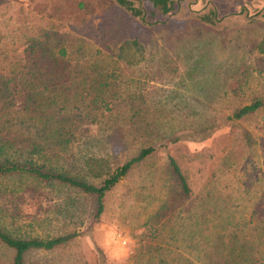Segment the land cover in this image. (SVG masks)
<instances>
[{
    "label": "rangeland",
    "instance_id": "rangeland-1",
    "mask_svg": "<svg viewBox=\"0 0 264 264\" xmlns=\"http://www.w3.org/2000/svg\"><path fill=\"white\" fill-rule=\"evenodd\" d=\"M99 1L101 10L87 6V19L76 14L75 20L63 21L62 30L50 28L44 33L40 32L44 26L39 18L45 16L43 11L29 8L30 5L24 7L30 16L18 27L13 19L15 9L18 10L16 2L0 0V50L21 52L26 47L23 38L31 32L25 27L30 22L34 25L33 36H38V32L41 38L48 36L49 40L41 43L47 49L55 45V35L74 29L88 36L89 42L92 39V44L85 41V45L101 49L98 55L104 60L99 61V66L117 65L120 74L131 77L132 83L125 91L141 92L155 114L173 117L170 129H175V133L174 123L182 117L220 119L233 106L248 102L253 96L261 97L263 104L252 113L227 120L201 138H191L184 130H177V140L156 146L105 191L102 210L97 215L93 194L64 185H39L35 190L18 189L6 197L0 196V221L6 230L43 237L74 233L53 248L30 249L24 255V264H143L147 258L154 260L153 251L158 245L166 246L165 242L174 236L178 239L190 234L187 224H181L177 210L195 207L199 197L212 194L211 198L204 197L208 204L205 205L211 208L215 197L236 194L244 205L241 213L254 208L258 199H264V56L249 48L250 41L264 31V0H172V8L164 14L148 0H140L149 18L146 23L122 13L118 6ZM210 6L219 17L215 22L186 19ZM113 18L115 26L104 25ZM163 19L161 24L151 22ZM169 19L177 23L173 25ZM133 34L144 45V59L122 66L121 53L123 59L112 62L114 42ZM60 82L66 83L65 79ZM76 126L84 128V124ZM168 156L173 157L189 183L188 199L176 194ZM123 158L117 153L113 162L118 164ZM58 162L74 166L79 161ZM217 202L229 206L227 201ZM164 218L168 222L163 224ZM192 231L191 243L196 238L195 229ZM145 242L151 245L147 251V246L142 247ZM174 248L182 256L195 258L192 245L175 244ZM9 255V249L0 251L2 264Z\"/></svg>",
    "mask_w": 264,
    "mask_h": 264
},
{
    "label": "trees",
    "instance_id": "trees-1",
    "mask_svg": "<svg viewBox=\"0 0 264 264\" xmlns=\"http://www.w3.org/2000/svg\"><path fill=\"white\" fill-rule=\"evenodd\" d=\"M14 1L18 10L15 9L13 19L18 22V27L20 21L24 24L25 17L30 16L24 9L30 5L29 8L44 12L45 16L39 17L44 28L35 26L44 33L50 32V28L62 30L63 21L75 20L76 14L87 19V6L101 10L99 0ZM148 1L163 14L172 8V0ZM102 2L111 7L118 6L122 13L141 22L146 23L149 19L140 0L135 3L134 0ZM207 8L186 19L215 22L219 18L215 8ZM163 20L151 22L161 24L165 22ZM172 23L175 25L177 21ZM106 24L108 28L115 26V19L104 22ZM25 27L31 32L23 38L26 47L21 52L0 50V196L4 194L3 197L18 189L64 185L93 194L94 214L97 215L102 210L105 191L156 146L177 140L180 137L177 130H184L188 137L201 138L227 120L252 113L263 104L261 97L253 96L248 102L233 106L230 113L220 119L208 116L186 120L182 117L174 123L175 133V129H170L172 116L159 117L141 92L124 90L132 79L120 74L119 66L98 65L104 60L98 55L101 49L85 45L88 36L74 29L63 31L65 33L55 35L52 43L55 45L47 49L41 43L48 41V36L41 38L40 32L33 36V22ZM88 43L92 44V39ZM114 43L112 62L123 59L122 55V66L144 59V45L134 34ZM249 48L264 56V31L250 41ZM15 78L18 80H13ZM61 79L66 83H61ZM122 84L124 86L119 88ZM77 124H84V128H76ZM117 153L124 158L115 164ZM58 161L79 162L66 166ZM168 166L175 179L176 194L188 199L191 195L189 183L171 156H168ZM85 176L97 179V182L87 180ZM204 197L211 198L212 194L199 197L195 207L183 206L177 210L181 213V224H187L190 234L164 241L166 246L158 245L153 251L154 260L147 258L143 264H264V199H258L254 208L241 213L240 207L244 205L236 194L215 197L211 208H207ZM217 199L227 201L230 208L219 204ZM167 222L168 219L164 218L162 223ZM194 229L196 238L191 243ZM73 234L67 232L44 237L14 234L0 221V251L10 250L4 264H24V255L30 249L53 248ZM154 234L156 238L158 233ZM155 242H160L159 237ZM175 244L194 246L195 258L182 256L179 250H175ZM142 245L148 247L146 251L151 247L146 242Z\"/></svg>",
    "mask_w": 264,
    "mask_h": 264
}]
</instances>
